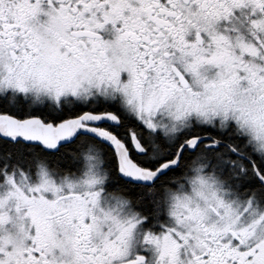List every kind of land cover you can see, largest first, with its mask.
<instances>
[{
	"label": "snow or ice",
	"instance_id": "1",
	"mask_svg": "<svg viewBox=\"0 0 264 264\" xmlns=\"http://www.w3.org/2000/svg\"><path fill=\"white\" fill-rule=\"evenodd\" d=\"M0 264H264V0H0Z\"/></svg>",
	"mask_w": 264,
	"mask_h": 264
}]
</instances>
